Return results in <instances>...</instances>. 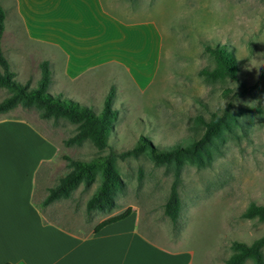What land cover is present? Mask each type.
Masks as SVG:
<instances>
[{
	"label": "rangeland",
	"instance_id": "1",
	"mask_svg": "<svg viewBox=\"0 0 264 264\" xmlns=\"http://www.w3.org/2000/svg\"><path fill=\"white\" fill-rule=\"evenodd\" d=\"M132 6L136 22H152L146 25V31L152 33L151 64L136 70L141 75L137 84L124 70L113 74L115 83L119 82L113 98L118 114L110 134L114 152L132 148L141 137L160 148L194 139L203 127L193 118H209L228 104L236 111L239 123L223 134L211 163L201 167L184 164L179 185L182 210L176 227L164 213L173 166L155 164L145 153L117 157L124 186L112 207L88 212L86 201L96 191L99 179L79 184L63 207L66 213L71 210L68 223L72 229L85 232L102 219L132 207L130 220L139 225L140 236L169 247L179 242V264L188 258L192 264H225L233 241L251 243L264 235V220L242 215L252 201L264 204V0H134ZM255 17H260L259 25L252 22ZM207 40L227 44L236 54L240 68L237 80H211L199 74L201 68L215 65L204 50ZM29 61H15L11 68L16 80L35 87L43 60L39 56ZM111 87L105 85L97 94L85 97L77 89L72 97L100 113ZM47 90L57 93L50 85ZM8 94L0 87V101ZM5 119L31 124L59 148L47 173L39 174L38 186L43 181L53 183L69 171L62 154L99 160L109 152V148L98 150L90 140L66 146L63 140L76 132L77 124L63 118L42 119L35 108L17 107L0 115V120Z\"/></svg>",
	"mask_w": 264,
	"mask_h": 264
},
{
	"label": "crops",
	"instance_id": "2",
	"mask_svg": "<svg viewBox=\"0 0 264 264\" xmlns=\"http://www.w3.org/2000/svg\"><path fill=\"white\" fill-rule=\"evenodd\" d=\"M133 1L0 0L6 11L1 48L10 65L47 59L52 92L69 97L77 89L85 97L117 87L120 69L137 84L136 70L151 64L146 25L152 22H136ZM160 45L159 38L157 53ZM0 122V264H179V242L169 247L140 236L130 216L96 231L104 218L84 232L68 223L71 210L63 207L71 198L41 206L60 176L38 186L39 174L47 173L59 148L25 121Z\"/></svg>",
	"mask_w": 264,
	"mask_h": 264
},
{
	"label": "trees",
	"instance_id": "3",
	"mask_svg": "<svg viewBox=\"0 0 264 264\" xmlns=\"http://www.w3.org/2000/svg\"><path fill=\"white\" fill-rule=\"evenodd\" d=\"M5 20L6 11L0 4V87L9 91V94L0 101V115L17 107L35 108L42 119L56 121L63 118L77 124L76 132L63 140L66 146L79 145L85 140H90L100 151L109 148V152L99 160H79L62 154L69 171L59 178L57 184L48 188L41 206L71 198L79 184L88 185L91 180L98 178L99 185L96 191L86 201L87 211L93 212L112 207L124 186L117 168V157L125 158L145 153L155 164L173 166V181L164 202V213L176 227L182 210L179 185L184 164L189 162L201 167L211 163L214 153L219 150L218 142L223 134L232 131L239 123L238 115L232 106L228 104L222 109L213 111L209 118L196 115L193 120L196 125L202 126L203 130L194 139L160 148L153 145L149 139L141 137L132 148L117 154L110 146V134L118 114L117 108L113 105L114 86L104 99L102 112L96 113L91 106L62 92L51 93L47 90L52 77L47 59L40 63L41 77L38 85L35 87L23 85L14 78V71L1 48ZM203 46L204 50L214 58L215 65L201 68L200 75L211 80L238 79L239 62L229 45L207 40L203 42ZM132 211V207H128L124 212L100 222L95 230L99 231L111 223L126 219ZM242 215L246 218L264 220V204L252 201ZM231 248L232 253L225 264H244L247 260H251L253 264H264V235L251 243L235 240Z\"/></svg>",
	"mask_w": 264,
	"mask_h": 264
},
{
	"label": "clouds",
	"instance_id": "4",
	"mask_svg": "<svg viewBox=\"0 0 264 264\" xmlns=\"http://www.w3.org/2000/svg\"><path fill=\"white\" fill-rule=\"evenodd\" d=\"M252 22L253 23H256L257 25H259V23H260V17H255Z\"/></svg>",
	"mask_w": 264,
	"mask_h": 264
}]
</instances>
